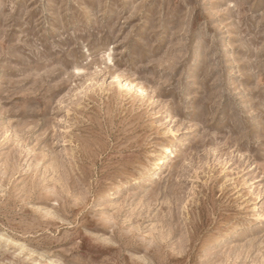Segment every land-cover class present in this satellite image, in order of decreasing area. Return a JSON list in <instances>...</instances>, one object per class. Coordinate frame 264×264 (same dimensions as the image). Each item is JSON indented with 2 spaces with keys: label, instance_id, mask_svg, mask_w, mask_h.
Returning <instances> with one entry per match:
<instances>
[{
  "label": "rangeland",
  "instance_id": "374dc122",
  "mask_svg": "<svg viewBox=\"0 0 264 264\" xmlns=\"http://www.w3.org/2000/svg\"><path fill=\"white\" fill-rule=\"evenodd\" d=\"M0 264H264V0H0Z\"/></svg>",
  "mask_w": 264,
  "mask_h": 264
},
{
  "label": "bare ground",
  "instance_id": "6f19581e",
  "mask_svg": "<svg viewBox=\"0 0 264 264\" xmlns=\"http://www.w3.org/2000/svg\"><path fill=\"white\" fill-rule=\"evenodd\" d=\"M168 148V147H167Z\"/></svg>",
  "mask_w": 264,
  "mask_h": 264
}]
</instances>
